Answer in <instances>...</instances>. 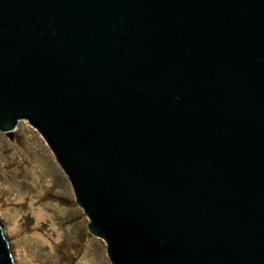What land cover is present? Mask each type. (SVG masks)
Instances as JSON below:
<instances>
[{"label": "water", "instance_id": "obj_1", "mask_svg": "<svg viewBox=\"0 0 264 264\" xmlns=\"http://www.w3.org/2000/svg\"><path fill=\"white\" fill-rule=\"evenodd\" d=\"M20 119L112 264H264V0H0Z\"/></svg>", "mask_w": 264, "mask_h": 264}, {"label": "rangeland", "instance_id": "obj_2", "mask_svg": "<svg viewBox=\"0 0 264 264\" xmlns=\"http://www.w3.org/2000/svg\"><path fill=\"white\" fill-rule=\"evenodd\" d=\"M40 132L20 119L0 131V224L15 264H112Z\"/></svg>", "mask_w": 264, "mask_h": 264}]
</instances>
